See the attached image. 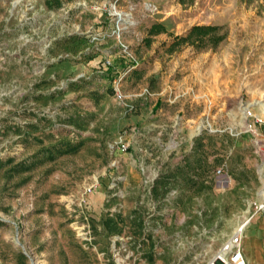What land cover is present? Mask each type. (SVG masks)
<instances>
[{
  "label": "rangeland",
  "instance_id": "obj_1",
  "mask_svg": "<svg viewBox=\"0 0 264 264\" xmlns=\"http://www.w3.org/2000/svg\"><path fill=\"white\" fill-rule=\"evenodd\" d=\"M195 25L217 30L178 39ZM191 72L222 124L257 106L264 0H0V264H227L238 234L246 264H264V219L239 230L262 186L241 127L183 141L156 176L127 157L107 186L109 144L135 123L153 138L136 116L157 113L163 77Z\"/></svg>",
  "mask_w": 264,
  "mask_h": 264
},
{
  "label": "built area",
  "instance_id": "obj_2",
  "mask_svg": "<svg viewBox=\"0 0 264 264\" xmlns=\"http://www.w3.org/2000/svg\"><path fill=\"white\" fill-rule=\"evenodd\" d=\"M159 97L169 106H175V110L171 113L168 122L154 121L152 129L154 130V137L149 138L147 135V127L141 124H131L124 130L123 136L117 141L109 144L110 162L109 169L106 173L109 179L108 188L115 189L119 182L123 179L121 171L123 160L128 157L132 158L135 166L141 171L146 172L151 169L153 175H157L162 169V166L171 157L173 151L186 141L187 145L193 146L197 137L201 136L208 131H218L231 129V132L238 127L250 135L256 151L259 153L262 160L261 168V195L252 206L251 218L255 215L261 216L264 219V106L254 104L253 102H241L238 105V112L240 118L236 117L227 121L225 124L217 121L213 109L215 103L208 96L207 93L200 91L195 86H185L184 83L177 79L175 76L164 84L159 92ZM117 97L121 99L130 110H136L133 103H127V94L121 91L117 92ZM197 104L201 107L200 113L197 115L198 119L189 118L187 115L188 105L192 106ZM158 112L154 114L155 117ZM186 129L190 132L185 135ZM161 165H159V161ZM150 162V163H149ZM222 168L216 169V173H220ZM101 182L98 176H93L91 182L87 184L85 193L91 194L96 186ZM83 201L87 203L86 196ZM243 229H241L242 231ZM227 264H241L245 261L244 253L241 247L240 234L234 236L229 240L225 246Z\"/></svg>",
  "mask_w": 264,
  "mask_h": 264
},
{
  "label": "crops",
  "instance_id": "obj_3",
  "mask_svg": "<svg viewBox=\"0 0 264 264\" xmlns=\"http://www.w3.org/2000/svg\"><path fill=\"white\" fill-rule=\"evenodd\" d=\"M189 67H191V66H189ZM189 67H186V68H189ZM170 75L171 74H169L167 77H163V85L166 83V82H168L169 81V79H170ZM165 78V79H164ZM180 81L182 82V83H184L185 84V86H195V87H198V89L200 90V91H203V92H206V89H207V84H206V82H207V80L205 81V78L203 77V76H201V75H199L197 72H191V73H187V74H185L182 78H180ZM162 89V87L157 91V92H155L154 94L156 95V96H154L155 97V99H160V97H159V92H160V90ZM139 94H141V93H138V95ZM134 95H136V94H134ZM128 96V98H130L131 100L130 101H132L133 102V99H132V94H129V95H127ZM157 97V98H156ZM153 107H155V110L158 112V115H156L155 117L153 116L152 117V119L150 118V119H148V116H144L145 114L144 113H142V114H139V115H137L136 117L138 118V119H142V120H139V122L141 123L142 121H144L146 124H152L153 125V123H154V121H159V122H168L169 120H170V117H171V113L174 111V109H175V106H169V105H167L166 103H164L163 102V100H157V101H155L154 102V104L152 105ZM199 107V106H198ZM141 108V107H140ZM188 108L189 109H193L192 108V106H189L188 105ZM201 107H199V109H200ZM142 109V108H141ZM192 116V115H191ZM191 116H189V118L191 117ZM192 118V117H191ZM146 120V121H145ZM151 121H153L152 123H150ZM136 124V123H135ZM139 124V123H138ZM152 134L154 135V130H153V132H152ZM154 137V136H153ZM127 158V157H126ZM160 162H163L164 163V160H162V161H159V165H161L160 164ZM164 165V164H163ZM163 165H161L162 166V168H163ZM107 178V177H106ZM108 179V178H107ZM121 182V181H120ZM119 182V183H120ZM108 183H109V179H108V182H107V186H108Z\"/></svg>",
  "mask_w": 264,
  "mask_h": 264
},
{
  "label": "trees",
  "instance_id": "obj_4",
  "mask_svg": "<svg viewBox=\"0 0 264 264\" xmlns=\"http://www.w3.org/2000/svg\"><path fill=\"white\" fill-rule=\"evenodd\" d=\"M59 3H60V0H59ZM163 30H164V26L161 24H157L151 27L150 33H159ZM213 30H217V28H213L212 26H208V25H195L189 30V32L185 36L179 37L178 39L182 38L183 40H186V41L190 39H198V41H203L206 35L209 34ZM215 39H216V42H218L222 38L218 37Z\"/></svg>",
  "mask_w": 264,
  "mask_h": 264
},
{
  "label": "bare ground",
  "instance_id": "obj_5",
  "mask_svg": "<svg viewBox=\"0 0 264 264\" xmlns=\"http://www.w3.org/2000/svg\"><path fill=\"white\" fill-rule=\"evenodd\" d=\"M116 13H118V14L120 15V17H121L122 13H120L119 11H116ZM255 103L264 106V99H258ZM249 222H250V221H249V219L247 218V219L243 222V224H241V226L239 227V230L244 229V228L248 225ZM222 252L225 253V252H226L225 249H222ZM222 255H223V254H222ZM241 264H246V262L244 261V262H242Z\"/></svg>",
  "mask_w": 264,
  "mask_h": 264
}]
</instances>
